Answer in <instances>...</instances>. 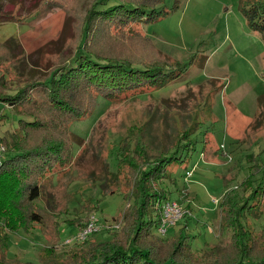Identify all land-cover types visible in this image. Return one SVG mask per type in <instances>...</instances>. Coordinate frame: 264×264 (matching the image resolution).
I'll return each instance as SVG.
<instances>
[{"label": "rangeland", "instance_id": "374dc122", "mask_svg": "<svg viewBox=\"0 0 264 264\" xmlns=\"http://www.w3.org/2000/svg\"><path fill=\"white\" fill-rule=\"evenodd\" d=\"M95 1L0 0V46L9 48L0 54V95L29 88L65 63L84 37ZM164 3L170 7L173 0ZM241 4V0H179L160 20L139 24L152 44L172 59L170 64L186 65L181 75L132 98L112 102L98 97L91 114L73 121L67 131L60 119H54L22 132L17 128L20 114L0 102V138L14 131V137L27 144L45 138H69L72 143L68 170L43 183L40 197L32 202L54 215L58 237L54 242L50 235L51 220L45 226L36 223L9 231L8 257L19 264H39L43 247L54 245L63 259L72 248L110 242L113 232L126 226L123 214L134 205L123 191L138 190L139 165L119 171L129 186L123 181L120 187L110 183L105 191L104 177L117 168L119 143L131 151L138 148L141 129L145 147L146 138L151 140L148 159L171 152L176 141L195 142L194 150H182V161L166 165L160 186L168 200L177 201L182 214L168 219L163 228L154 226L150 233L155 238L179 241L202 261L216 257L219 252L212 249L225 248L238 225L245 238L264 240V201L257 202L258 208L256 203L245 205L264 177V40L249 28ZM119 37L109 40L98 31L89 32L88 47L140 59L132 56L130 49L135 47ZM17 110L40 119L51 115L45 105ZM193 126L195 131L185 135ZM186 169L191 170L188 177ZM168 200L161 201L159 212L152 210V217L159 214L158 225ZM91 217L97 230L84 242H67L79 232L78 223Z\"/></svg>", "mask_w": 264, "mask_h": 264}, {"label": "trees", "instance_id": "16d2710c", "mask_svg": "<svg viewBox=\"0 0 264 264\" xmlns=\"http://www.w3.org/2000/svg\"><path fill=\"white\" fill-rule=\"evenodd\" d=\"M164 1H95L85 21L84 37L65 63L54 68L48 76L29 84V88L23 87L13 93L0 95V102L20 114L17 128L24 132L27 128H37L48 121L60 119L62 124L66 125L64 131H67L73 121L84 119L91 114L98 97L112 102L120 101L148 93L178 79L186 65H180L178 62L170 64L172 59L157 49L138 29L139 24L160 20L177 7L179 2L173 0L172 5L168 7ZM241 2V10L249 28L258 31L264 40V0ZM97 31L109 40L114 35H120L119 38L125 39L128 46L135 47L130 49L134 51L132 56L140 59L129 60L130 57L122 56V52L112 56L106 55L101 53V49L88 47L89 32L92 35ZM8 49L5 45L0 46V54ZM23 105L28 110H37L45 105L51 115L40 119L31 113L24 114L17 110ZM144 130L141 129L136 138V150L126 149V144L119 143L117 168L107 172L108 175L104 177V189L110 183H117L116 187H120V181L129 186L130 183L125 182L119 171H127L139 165L136 167L139 169L136 176L139 180L138 190L135 193L129 189L123 191L134 199V205L128 207L123 214L126 226L113 232L110 242H89L86 248H72L66 252L63 259H59L54 245L43 247L39 251V264H264V240L248 236L245 238L239 225L227 246L219 251L212 249L219 253L216 257H207L204 261L197 258L188 247H182L179 241L165 243L150 233L159 222V214L157 218L152 217V210L159 212L161 201L170 199L167 191L160 186L166 177V165L171 161H182V150H194L195 142L190 138L181 144L176 141L172 144L171 152L152 154L151 159H148L147 148L150 150L148 142L151 143V140L146 138L145 147L142 142L146 137ZM193 131L194 126L185 135ZM8 134V138L6 135L0 138L2 143V140H5L7 144V151L0 160V264H19L8 257L9 231H16L21 227L27 229L36 223L45 226L51 220L50 235L54 242L58 237V223L53 219L54 215L38 208L32 202L40 197L43 183L49 181L51 176L64 175L68 170L66 167L71 161L72 143L69 138L51 141L45 138L27 144L15 138L14 131ZM182 144H185L184 148H181ZM152 178L156 181H152ZM150 186L155 189L152 190ZM261 200L264 201V177L252 193H249L245 205L254 207L256 203L257 207V202ZM84 224L79 222V229L83 228Z\"/></svg>", "mask_w": 264, "mask_h": 264}, {"label": "built area", "instance_id": "2783aa9c", "mask_svg": "<svg viewBox=\"0 0 264 264\" xmlns=\"http://www.w3.org/2000/svg\"><path fill=\"white\" fill-rule=\"evenodd\" d=\"M6 152L5 146L0 141V160L4 157ZM191 175V170H187L185 172V177H188ZM165 208H163L164 214L161 218L159 227L163 228V224L171 218H175L178 215L182 214L181 209L178 207L177 201H171L168 200L165 205ZM176 215V216H175ZM118 228V226H116ZM97 230V227L94 224L93 217L88 219V222H85L84 227L79 229V232L75 234L71 239H69L67 242L75 241L76 243H81L87 240L88 235L94 231Z\"/></svg>", "mask_w": 264, "mask_h": 264}, {"label": "crops", "instance_id": "0c3cea01", "mask_svg": "<svg viewBox=\"0 0 264 264\" xmlns=\"http://www.w3.org/2000/svg\"><path fill=\"white\" fill-rule=\"evenodd\" d=\"M208 58H206V60H207ZM206 62V61H205ZM205 64V63H204ZM201 155V154H200ZM205 156V155H204ZM187 170V169H186Z\"/></svg>", "mask_w": 264, "mask_h": 264}]
</instances>
